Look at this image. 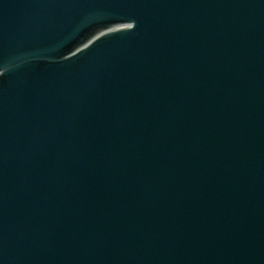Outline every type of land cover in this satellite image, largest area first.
<instances>
[{
  "label": "water",
  "instance_id": "water-1",
  "mask_svg": "<svg viewBox=\"0 0 264 264\" xmlns=\"http://www.w3.org/2000/svg\"><path fill=\"white\" fill-rule=\"evenodd\" d=\"M0 264H264V0H0Z\"/></svg>",
  "mask_w": 264,
  "mask_h": 264
}]
</instances>
